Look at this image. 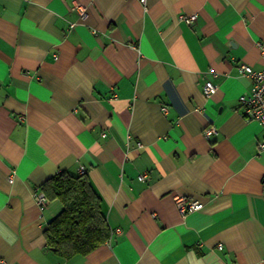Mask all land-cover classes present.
Wrapping results in <instances>:
<instances>
[{
    "label": "crops",
    "instance_id": "obj_1",
    "mask_svg": "<svg viewBox=\"0 0 264 264\" xmlns=\"http://www.w3.org/2000/svg\"><path fill=\"white\" fill-rule=\"evenodd\" d=\"M263 52L264 0H0V264H264ZM81 168L110 235L66 257L34 191Z\"/></svg>",
    "mask_w": 264,
    "mask_h": 264
},
{
    "label": "trees",
    "instance_id": "obj_2",
    "mask_svg": "<svg viewBox=\"0 0 264 264\" xmlns=\"http://www.w3.org/2000/svg\"><path fill=\"white\" fill-rule=\"evenodd\" d=\"M51 199H60L61 212L47 229L50 244L63 256L88 251L109 238L100 212L99 196L85 174L61 171L42 186Z\"/></svg>",
    "mask_w": 264,
    "mask_h": 264
},
{
    "label": "built area",
    "instance_id": "obj_3",
    "mask_svg": "<svg viewBox=\"0 0 264 264\" xmlns=\"http://www.w3.org/2000/svg\"><path fill=\"white\" fill-rule=\"evenodd\" d=\"M145 1V0H143ZM76 8L82 16L86 15V6L82 3L77 2ZM195 14L185 16L184 18L191 22L195 19ZM74 26V24H72ZM264 56V52H263ZM241 72L251 79V89L243 93L239 100L242 107L245 109V114L250 119H256L264 125V69L254 70L249 64L243 63L240 67ZM217 90V85L212 81L208 80L205 84V94L207 97L212 96ZM217 131L214 126H209L204 130V134L207 138L212 136ZM264 147V143H262ZM81 174L85 173V169L81 168ZM141 179L145 176L141 175ZM12 180V178H10ZM34 199L36 204L40 209H45L49 203V198L43 190L36 189L34 191ZM180 208L183 213H188L190 211L198 210L202 207V202L197 198H186L180 202ZM4 264V263H2ZM60 264V263H56Z\"/></svg>",
    "mask_w": 264,
    "mask_h": 264
}]
</instances>
